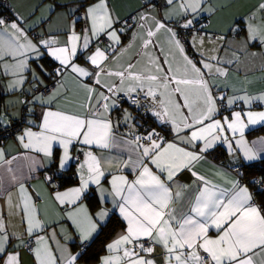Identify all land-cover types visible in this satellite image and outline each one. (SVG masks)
Listing matches in <instances>:
<instances>
[{
    "label": "snow or ice",
    "instance_id": "6c2138e0",
    "mask_svg": "<svg viewBox=\"0 0 264 264\" xmlns=\"http://www.w3.org/2000/svg\"><path fill=\"white\" fill-rule=\"evenodd\" d=\"M240 2L0 13V264H264V0Z\"/></svg>",
    "mask_w": 264,
    "mask_h": 264
},
{
    "label": "crops",
    "instance_id": "0c3cea01",
    "mask_svg": "<svg viewBox=\"0 0 264 264\" xmlns=\"http://www.w3.org/2000/svg\"><path fill=\"white\" fill-rule=\"evenodd\" d=\"M4 1H6V3L10 7V10H11L10 11V15H11V17H12V13L13 12H19V13H21L23 15H27L28 12L31 10V6L34 3H36V0H4ZM253 3H255V0H241V2L239 4H237L234 8H232L231 11L232 12H243V11H247V9L249 7H251V5ZM127 7L130 10L131 7H135V3L130 2V3H128ZM256 69H257V71L255 72V76L261 75V73L258 70L259 69V63H257ZM255 76L253 77V79H255ZM241 79H242V77H241ZM258 86L259 85H256V87H258ZM257 127H259V126H257ZM258 137H260V136H255V137H252V138H249L248 137V138L250 140H254V139H257ZM228 162H229L228 161V158L226 157V162L224 164L227 165Z\"/></svg>",
    "mask_w": 264,
    "mask_h": 264
},
{
    "label": "trees",
    "instance_id": "16d2710c",
    "mask_svg": "<svg viewBox=\"0 0 264 264\" xmlns=\"http://www.w3.org/2000/svg\"><path fill=\"white\" fill-rule=\"evenodd\" d=\"M255 136H264V127H257V128H254L252 130H250V135H249V138H252V137H255ZM223 159V162L225 163L226 162V156L222 158ZM264 167V166H262ZM255 173L253 172L252 174L250 175H254ZM106 232H109L111 231V229H106L105 230ZM105 239L104 236L101 237V241H103ZM101 248V244L98 242L97 245H96V250H99Z\"/></svg>",
    "mask_w": 264,
    "mask_h": 264
},
{
    "label": "built area",
    "instance_id": "2783aa9c",
    "mask_svg": "<svg viewBox=\"0 0 264 264\" xmlns=\"http://www.w3.org/2000/svg\"><path fill=\"white\" fill-rule=\"evenodd\" d=\"M0 13L3 14L4 17L11 19L10 15V7L4 0H0ZM203 22V21H202Z\"/></svg>",
    "mask_w": 264,
    "mask_h": 264
}]
</instances>
